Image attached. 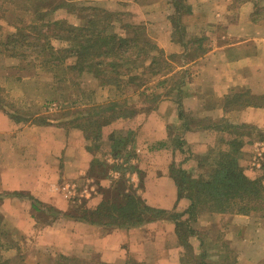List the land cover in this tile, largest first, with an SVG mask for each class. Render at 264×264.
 Here are the masks:
<instances>
[{
    "label": "rangeland",
    "instance_id": "1",
    "mask_svg": "<svg viewBox=\"0 0 264 264\" xmlns=\"http://www.w3.org/2000/svg\"><path fill=\"white\" fill-rule=\"evenodd\" d=\"M244 5L248 7L247 18L257 24L261 23L264 29V0H232L221 9L208 6L207 12H202L201 4L192 8L188 0H0V108L4 110L0 109V112L27 119L23 124L34 123L35 119H48L49 124H55L61 129L78 128L82 133L93 105L115 102L122 105L123 109L133 111L134 115L129 119L134 118L138 111L154 106L159 96L157 91L168 93L178 90L183 78L193 75L194 71L188 68L167 80H162L161 77L183 61L204 57L208 52L212 43L211 35L206 30L190 35L189 29H227L236 26L233 21L242 14ZM193 9L197 12L193 13ZM209 9L217 10L220 15L209 17L208 20ZM93 12H98L100 18L106 19L103 23L109 25L110 31L124 37L128 36L125 32L133 29L134 25H141L142 36L154 42L158 48L160 47L153 39L154 29H161L162 32L164 29H172V39L178 44L179 51L168 55L164 53L159 58L162 59L159 67L152 65L148 68L149 60L142 65L131 63L128 75L123 77V82L117 88L113 85H100L88 73L77 74L65 70L55 76L46 69L38 49L20 46L23 42L21 37V42L17 45L8 43L12 35L16 38V33H21L28 41L23 42L24 44L49 42L54 49L66 48L69 46L68 42L58 36L63 34V30L50 27L47 21L62 20L66 24L82 26L84 17L80 15L88 17ZM110 13H115L112 18ZM34 25L43 27L30 29ZM252 48L256 51L254 43L251 46L247 44L244 51L249 53ZM256 48L258 49V45ZM153 53L158 55L156 51ZM63 55L65 53L60 54ZM65 63L70 64L71 60L66 58ZM243 86L239 92L230 94L227 110H240L245 108L247 102L264 104V94L253 96L248 87ZM9 115L8 118L13 119ZM116 120L119 121L118 125ZM206 121L212 128L208 155L196 159V167L188 172L192 177L212 173L220 151L228 148L226 139L229 134L241 141L238 166L243 174L251 179L264 177V120L261 126L238 123L234 119V113H227L221 119L206 118ZM123 123L124 120L118 117L113 119L111 125L123 132L130 130L135 140V131L124 128ZM232 125L240 129L236 134ZM222 128L225 130H221ZM133 145L134 141L127 147L129 156L120 155L113 159L109 155V147L102 142V151L97 156L111 164L120 163L127 158L132 165L131 161L134 162L136 158ZM138 165L135 163L139 169L144 167L143 163ZM178 167L172 165L168 172L172 168L176 171ZM107 173L116 174L110 169ZM89 184L94 185L91 182L79 183L78 193L74 195L77 199L71 201V205H74L72 208L83 202L88 205L99 195L96 185L91 190ZM262 195L263 198L253 204L256 208L248 214L237 213L235 208L224 213L197 210L198 214L206 217L203 221L206 227L194 229L196 235L188 232L189 227H192L193 216L181 217L176 223V229L179 230L183 264H264V191ZM234 215H242L247 219L236 223L231 219ZM56 216H59L56 210L48 207L42 209L34 219L36 230L29 235H20L15 227L2 222L4 217L0 214V264H105L95 255L83 259L63 254L57 247L37 244L42 222ZM240 224L245 227V239L236 235ZM255 254L259 256L254 259Z\"/></svg>",
    "mask_w": 264,
    "mask_h": 264
},
{
    "label": "crops",
    "instance_id": "2",
    "mask_svg": "<svg viewBox=\"0 0 264 264\" xmlns=\"http://www.w3.org/2000/svg\"><path fill=\"white\" fill-rule=\"evenodd\" d=\"M231 1L188 0L192 8L201 4L202 12H207L208 6L221 9ZM243 8L242 14L233 21L236 26L189 29L190 35L204 30L211 35L208 52L204 57L183 61L161 78L167 80L188 68L193 69L194 74L185 76L178 90L157 91L158 100L152 108L138 111L134 118L123 119L124 128L135 131L136 158L131 161L132 165L144 164L140 168L141 182L136 170L127 177L133 187L138 188L141 183L137 191L151 208L175 213H184L189 208L190 200L179 195L168 169L178 165L189 172L196 167V159L208 155L212 128L206 118L217 120L234 113L238 123L258 126L263 123L264 107L249 105L229 111L226 106L230 94L239 92L243 85L253 96L264 94V29L261 23L247 18V5ZM196 12L193 9V13ZM219 15L217 10L209 9L207 19ZM154 31L153 39L166 55L179 51L172 39V29ZM253 43L256 51L252 48L246 53V45ZM177 103L183 117L178 116ZM177 141L181 142L180 147ZM86 144L78 128L64 130L55 124H23L0 112L2 222L15 227L20 235H29L36 230L37 214L48 207L59 216L42 222L37 244L57 247L63 254L83 259L95 255L105 264H128L130 259L138 264H183L172 220L157 219L138 226L119 227L93 224L67 215L74 206L71 201L77 199L74 195L78 193L80 182L94 183L89 185L91 190L95 189L96 181L88 174L92 154ZM116 178L117 174L107 173L99 181L103 187H110ZM65 185L75 186L74 193L66 194L62 190ZM231 219L240 223L247 218L234 215ZM204 220L206 217L198 214L192 228H205ZM237 228L236 235L245 239L244 225ZM192 239L198 243L195 237ZM255 256L259 255L255 254L254 259Z\"/></svg>",
    "mask_w": 264,
    "mask_h": 264
},
{
    "label": "trees",
    "instance_id": "3",
    "mask_svg": "<svg viewBox=\"0 0 264 264\" xmlns=\"http://www.w3.org/2000/svg\"><path fill=\"white\" fill-rule=\"evenodd\" d=\"M80 11H82V7ZM113 14L115 13H110V18L114 16ZM80 16L84 17L82 26L66 24L62 20L47 21L50 27L63 30V34L58 36L68 42L69 46L66 48L54 49L49 42L36 45L24 44L28 41H26L25 35L22 37L23 34L21 33H16L18 36L16 38L15 35H12L8 43L13 46L17 45L21 42L19 39L21 37L24 43L22 42L20 46L27 49L30 47L38 49L37 52L43 56L46 69L54 73L55 76L64 73L65 70L77 74L88 73L100 85H113L117 88L123 82V77L128 75V67L131 63L142 65L144 61L149 60L148 68L152 65L162 64V59L159 58L164 56L163 50L142 36L141 25H134L133 29L125 32L128 33V36L124 37L115 31H110L109 25L103 23L106 19L100 18L98 12H93L88 17ZM42 27L43 25H34L30 29H42ZM153 51H156L158 55L154 54ZM61 53H65V55L60 56ZM66 58L71 60L70 64L65 63ZM153 74L156 73L153 72ZM249 105L264 107L263 103L254 102H247L245 107ZM177 106L178 116L183 117L180 104L177 103ZM7 115L9 114L7 113ZM133 115V111L123 109L122 105L115 102L92 106L91 112L86 117V125L83 131L85 130L84 137L88 142L86 149L92 154L88 174L96 181L95 185L99 195L90 202L91 204L86 205L83 202L72 209L70 208L67 215L93 224L119 227L138 226L157 219H169L174 222L175 232L180 241L176 223L181 217L190 215L193 216L192 221H194L199 213L197 210L224 213L230 212L233 208L237 213L248 214L249 211L256 208L253 204L263 198L264 177L251 179L243 174L238 166L241 141L229 134L230 136L226 139L228 140L226 142L228 148L220 151L212 173L196 178L180 166L176 170L177 172L173 169L174 167L173 170L171 169L170 174L175 181L179 195L190 200V206L186 212H168L147 206L137 191L142 186L141 183H139L138 188L133 187L127 177L129 172L136 170L141 182L143 172L135 165L129 164L127 158L120 163L111 164L101 159V156H97L102 151V142H105L109 147V155L113 159L120 155H124V157L130 155L127 147L134 141L133 133L130 130L123 132L122 129L113 128L111 123H113V119L118 117L126 119ZM9 116L16 122L27 120ZM47 120L39 119L36 121L35 119L33 121L34 123L38 122V125H47L49 124ZM231 128L236 129L234 134L240 130L236 125H232ZM221 130L225 129L222 128ZM177 142L180 147L181 142ZM109 169L117 174V178L112 181L110 187H103L99 180L107 176ZM168 214L170 215L168 216ZM188 232L196 235V231L192 227H189ZM128 264L138 263L130 259Z\"/></svg>",
    "mask_w": 264,
    "mask_h": 264
},
{
    "label": "built area",
    "instance_id": "4",
    "mask_svg": "<svg viewBox=\"0 0 264 264\" xmlns=\"http://www.w3.org/2000/svg\"><path fill=\"white\" fill-rule=\"evenodd\" d=\"M74 188H75V186L72 187L70 185H65V186L62 187V190L64 192H66V194H71V192L74 193Z\"/></svg>",
    "mask_w": 264,
    "mask_h": 264
}]
</instances>
